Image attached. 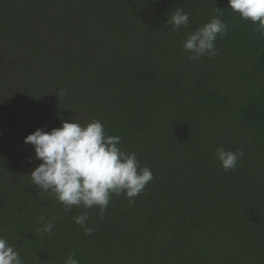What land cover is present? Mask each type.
Instances as JSON below:
<instances>
[{
	"label": "trees",
	"instance_id": "16d2710c",
	"mask_svg": "<svg viewBox=\"0 0 264 264\" xmlns=\"http://www.w3.org/2000/svg\"><path fill=\"white\" fill-rule=\"evenodd\" d=\"M178 7L189 25L173 31ZM216 16L228 25L217 54L190 61L186 33ZM6 109L0 236L24 264L73 253L80 264H264V34L228 0H0V117ZM93 120L154 177L132 205L112 195L103 217L33 185L41 161L24 143ZM219 147L243 150L234 170ZM84 213L90 235L75 223Z\"/></svg>",
	"mask_w": 264,
	"mask_h": 264
},
{
	"label": "clouds",
	"instance_id": "9594fccd",
	"mask_svg": "<svg viewBox=\"0 0 264 264\" xmlns=\"http://www.w3.org/2000/svg\"><path fill=\"white\" fill-rule=\"evenodd\" d=\"M228 5L230 11L256 24L257 31L264 34V0H228ZM189 20V13L178 7L168 17L166 25L178 31L181 27L187 28ZM227 31L228 25L216 16L195 31L186 33L183 47L191 54L189 60L203 56L213 58L217 54V38L222 39ZM63 94L61 91L60 95ZM24 143L33 146L36 159L41 161L29 176L33 185L50 192L66 211L73 206L98 207L99 215L103 217L112 195H124L132 205L154 179L150 168L140 166L136 153H127L118 147L122 144L121 137L105 133L100 120L87 125L63 121L62 127L50 132L37 129L25 137ZM243 156V150L234 152L223 147L216 150V157L225 172L234 170ZM87 220L88 215L84 213L75 218V223L90 235L93 229L85 226ZM54 227L48 222L43 231L51 233ZM74 255H69L64 264H80ZM0 264H24L20 253L2 236Z\"/></svg>",
	"mask_w": 264,
	"mask_h": 264
},
{
	"label": "rangeland",
	"instance_id": "374dc122",
	"mask_svg": "<svg viewBox=\"0 0 264 264\" xmlns=\"http://www.w3.org/2000/svg\"><path fill=\"white\" fill-rule=\"evenodd\" d=\"M4 67H5V69H7V70H14V71H17V66H13L12 64H10V63H7L6 62V64L4 65ZM0 112H2L1 110H0ZM4 114L5 115H3V117H0V118H5V119H8V118H10V117H15V116H12V114H14V112L13 111H11V110H9V109H6V111L4 112ZM26 116H28V114L27 113H25V114H20V117H26Z\"/></svg>",
	"mask_w": 264,
	"mask_h": 264
}]
</instances>
